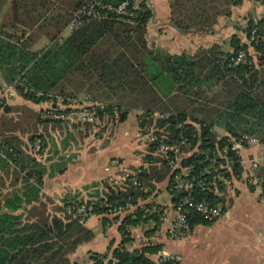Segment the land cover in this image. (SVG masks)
Returning <instances> with one entry per match:
<instances>
[{"label": "trees", "instance_id": "trees-1", "mask_svg": "<svg viewBox=\"0 0 264 264\" xmlns=\"http://www.w3.org/2000/svg\"><path fill=\"white\" fill-rule=\"evenodd\" d=\"M61 1L70 10H64L60 18L45 19L46 25L54 23L50 45L45 49L31 50L33 36L24 38L0 32V75L4 84L17 83L16 93L37 105L50 93L76 99L79 94L93 90L140 96L159 92L161 96H150L149 107L138 115V133L153 127L161 130L155 133L157 136L177 144L186 139L180 148L192 153L181 160L180 167L187 169L189 180H193L194 198L206 199L214 205L222 203L216 190L221 191L225 185L213 182L214 172L201 174L208 169L213 171L225 159L233 164L234 175L238 176L241 168L234 152H228L224 159L215 155L216 150L228 144L229 138L237 140L242 136L255 137L264 143V17L250 20L243 30L249 38L255 29L256 39L250 45L241 43L233 35L229 39L231 52H224L221 45L213 44L194 54L170 55L154 52L147 46L145 27L152 12L146 0H99L111 7L124 1L131 5L137 3V24L129 25L119 21L115 14L107 13L104 19L84 21L67 37L55 42L74 12L92 0ZM242 1L170 0V23L180 33L207 32L214 28L218 18L230 17L232 8L240 6ZM45 2L48 5L49 1ZM28 22V26L32 25ZM249 47L254 57L249 54ZM240 54L246 55V61L235 64ZM35 94L42 96L37 98ZM112 107L106 105L108 111ZM116 107L117 117L110 114L108 124L123 122L127 117L119 105ZM155 112L158 117H153ZM178 125L181 127L177 128ZM214 128L224 130L227 135L218 138ZM2 143L10 144L15 156L0 154V170L12 164V176L21 184L17 188L13 184L12 191L3 199L6 211L0 214V264H70L67 254L91 238L88 230L64 212L67 205L80 202L65 199L60 209L63 219L53 217L47 224L22 222L16 212L39 199L45 169L33 157L23 154L12 138H3ZM155 148L156 144L150 146L143 154L141 166L125 181L117 186L103 182L101 193L95 191V200L86 202L97 208L105 202L115 205L128 201L136 206L120 224L122 240L113 249L109 264L113 261L153 264L150 255L158 252L160 246L127 251L124 245L130 237L124 225L131 227L149 220L159 224L161 214L147 212L153 205L138 204V199H146L157 190V184L166 183L173 206L184 195L173 189L174 176L180 170H171L167 159L153 155ZM257 173L264 185V162ZM223 175L228 177L229 173ZM134 183L145 186L147 191ZM200 220L193 214L189 218L190 227ZM92 258L94 264H103L105 257L94 255Z\"/></svg>", "mask_w": 264, "mask_h": 264}, {"label": "crops", "instance_id": "crops-1", "mask_svg": "<svg viewBox=\"0 0 264 264\" xmlns=\"http://www.w3.org/2000/svg\"><path fill=\"white\" fill-rule=\"evenodd\" d=\"M47 1L50 4L46 5L45 0H0V32L24 38L33 36L34 43L31 50L37 52L45 49L50 45L49 35L54 30V23L46 25L45 19L60 18L59 15L64 10H70L69 6L63 4L61 0ZM250 2L252 0H243L240 6L232 8L231 15L226 20L229 21L232 18L234 20L235 16L238 17L239 12L245 10ZM146 4L152 15L145 27V38L148 48L154 52L170 55L194 54L198 49L213 44L223 47L230 39L225 37L221 42L211 40L206 45L203 35L209 30L180 33L172 26L170 0H146ZM223 18L225 17L218 18V22ZM255 19L256 17L253 16L249 21H255ZM26 22L32 25L28 26ZM69 23L70 21L55 42L65 38L64 31L67 30L68 35L70 34L72 30L69 28ZM244 29H241V36H237L236 33H232V36L236 35L241 43L248 45ZM42 37L49 40V45L38 46ZM231 51L230 48L228 52ZM248 52L254 57V51L250 47ZM0 83L2 85L0 95H5L3 108L0 109V143L3 138H12L23 154L32 157L31 139L40 136L42 140V158L34 159L45 169L43 185L39 199L16 212L21 215L22 222L47 224L53 217L63 219L64 215L60 209L65 199L78 202L93 201L95 191L101 193L103 190V182L112 185V181L120 173L121 166H126L132 174L135 168L141 166L143 147L137 137L138 126L137 124L129 126L128 123L132 121L133 116L138 117L145 107L119 102L114 96L108 95L107 90H93L88 94L82 93L76 99L112 105L115 109L119 105L122 111L127 113L126 119L120 123L108 124L107 122L98 131L89 124L62 126L41 123L38 118L39 105L25 100L15 91L10 94V86L5 85L1 77ZM156 95L161 96L159 92L142 96L145 105H149L150 96ZM61 127L64 128L61 129ZM117 132L126 138L129 147L123 153L111 155L107 152V148H110L111 141ZM214 132L218 138L227 135L220 128H214ZM252 138L256 142L242 148L241 157L246 168L253 160L260 162V168L264 162V143L255 137ZM4 144L12 147L8 143ZM114 160H118L120 166H114L112 164ZM12 169L13 165L10 164V167L0 170V214L6 211L3 207L4 196L12 191L13 184L15 188L21 184L19 179L16 181V178L12 176ZM156 187L159 192L154 191L141 203L138 201V204L153 205L147 212L161 214L159 224L155 225L152 220H149L131 226V234L128 235L130 241L124 245L127 251L132 252L153 245L160 246V249L150 255L152 261H155L159 254L174 253L178 256V264H264L263 183L258 189H253L244 177H241L233 181L232 188L223 186L224 189L221 191L216 190L223 199L222 217L210 223L201 220L193 223L185 238H177L174 235L172 197L165 205L158 204L156 197L161 190L159 184ZM135 209L136 207L132 209V213ZM103 219L107 222L104 223ZM98 222L102 223L103 231L96 235L93 229ZM79 225L91 233V238L81 242L67 254L69 263L80 264L79 259H82L85 254L90 258L88 264H94L92 261L94 255L104 256V260L110 259L113 249L122 240L120 223L110 218L95 217Z\"/></svg>", "mask_w": 264, "mask_h": 264}, {"label": "built area", "instance_id": "built-area-1", "mask_svg": "<svg viewBox=\"0 0 264 264\" xmlns=\"http://www.w3.org/2000/svg\"><path fill=\"white\" fill-rule=\"evenodd\" d=\"M136 5H131L128 1H124L116 7H111L104 5L99 0H92L87 5L78 8L69 23V28L71 30L79 27L84 21L88 20H101L106 18L107 13L115 14L117 19L121 22L127 23L129 25L137 24V13ZM255 29L251 31L250 37L247 38V44L250 45L256 39ZM246 55L240 54L235 60V64L244 63L246 61ZM17 83H13L9 87V93L15 91ZM16 92V91H15ZM5 95H0V104L3 103ZM41 94H35V97H41ZM38 118L42 122H47L51 124H61L66 126H78L83 124H89L96 131L107 123V118L110 114L117 117V110L112 107L111 111H108L105 104L99 102H84L77 99L59 95L56 93H50L45 95V100L39 102ZM153 117H158L157 113L153 114ZM178 125L177 128H180ZM197 129H199L197 127ZM161 131V130H160ZM153 127L141 131L138 134V141L143 147V154L147 153L150 146L156 144L155 150L152 154L155 156H161L168 160V164L171 170L179 169L180 173L176 174L173 179V189L184 193L182 198L177 204L173 206L174 218H173V231L177 238H185L189 234L190 225L189 218L195 214L204 222H213L222 217L223 209L220 204H211L206 199L197 200L193 196V180H189L187 169L180 167L181 160L190 155L192 151L186 152L180 148L181 145L185 143L186 139H183L180 144L175 143L173 140L168 139L164 136H157L155 133L160 132ZM193 137V136H192ZM228 144H226L222 149H217L215 155L219 158L226 157L228 152H234L237 158V163L241 168L240 174L238 176L233 174V164L225 159V162L220 164L215 169L205 170L201 174L204 176L214 172L212 178L213 182H221L227 188H232L233 181L244 177L245 181L253 188L258 189L261 187V179L258 175V169L260 162L253 160L250 165L246 168L245 162L241 157V150L246 145L255 143L254 138L247 136H242L239 139H228ZM0 154L2 156L14 157V151L7 145L0 143ZM30 154L36 160L42 158V140L38 137L34 138L30 145ZM114 166H120L118 160L112 161ZM221 170V171H220ZM228 174L225 177L223 174ZM132 173L126 166H121L120 173L112 181L113 186H117L121 182L125 181L129 175ZM140 189L147 191L145 186H141L139 183H134ZM140 203L143 201L142 198L138 199ZM136 206L131 202H125L122 204H111L103 203L99 208L94 207L92 204L86 202H80L72 205H67L64 207V212L71 219L77 221L79 224H84L87 220L95 217L100 218H110L116 222H121L130 213L132 209ZM124 231L126 234H131V227L124 225ZM108 260H104L103 264H109ZM110 264H117L113 261ZM153 264H178V256L174 253H164L159 254L158 258L153 261Z\"/></svg>", "mask_w": 264, "mask_h": 264}, {"label": "rangeland", "instance_id": "rangeland-1", "mask_svg": "<svg viewBox=\"0 0 264 264\" xmlns=\"http://www.w3.org/2000/svg\"><path fill=\"white\" fill-rule=\"evenodd\" d=\"M242 6L243 7L245 6V2L243 3ZM253 16L256 17L255 21L264 17V0H252V2L249 3L248 7L245 10L239 12L238 17L235 16L234 20L233 18L232 20L230 19L229 21L226 20L227 18H223L222 20H219L218 24L212 30H209L208 33H204L203 39L205 44L207 45L208 42H211V40H216L218 42H221V40L225 37L229 39L232 36V33H236L237 36H241V29H244L246 27L247 23L249 22V19H251ZM68 33L69 32L67 30L64 31L63 33L64 37H66ZM40 42H41L39 43L40 45H38L39 47H43V45H47V44L49 45V40L46 37H42V39H40ZM230 48L231 47L228 40L227 44L223 45L222 50L224 52H228ZM250 49L253 50L251 47ZM81 94H79V97L81 96ZM107 94L110 96H114V98L119 102L122 103L125 102V104H133L145 108L149 107V105H145L146 103L143 97L138 94L124 95L120 92L113 93L112 91H108ZM136 118L137 116L132 117V121L128 123L129 126L137 124ZM63 128L64 127H61V129ZM128 147L129 145L127 143L126 138L122 134L117 132L113 140L111 141L110 148H107V152L111 155H116L119 153H123V151L127 150ZM165 187H166L165 182L159 185V189L161 190V192L156 197V201L160 205H165L171 198L170 192L164 190ZM93 230L96 235L100 234L103 231L102 223L98 222L94 226ZM89 260H90L89 256L87 257V255L85 254L82 259H79V263L88 264Z\"/></svg>", "mask_w": 264, "mask_h": 264}]
</instances>
